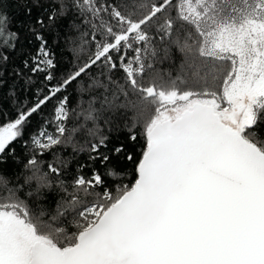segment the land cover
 <instances>
[{"label":"snow or ice","instance_id":"1","mask_svg":"<svg viewBox=\"0 0 264 264\" xmlns=\"http://www.w3.org/2000/svg\"><path fill=\"white\" fill-rule=\"evenodd\" d=\"M140 8L139 14L126 15L114 0L105 5L60 0L59 11L49 20L67 18L74 10L90 24L91 37L81 35L82 44L90 48L87 60L55 85L54 54L43 36L36 35L43 58L32 57L36 62L26 60L24 67L45 73L47 94L0 126V158L22 137L28 118L74 84L80 112L70 113L69 97L60 96L53 112L54 133L43 130L31 138L32 152L23 164L31 174L23 176V183L22 174L13 173L17 179L9 187L8 174L0 167V186L7 193H0V264H264V0H143ZM6 19L0 16V38ZM80 26L73 19L67 29ZM154 26L181 51L195 52L198 68H210L213 83L220 86L213 90L199 76L193 85L170 74L165 80L159 73V81L144 82V74L153 70L145 54L155 55L149 35ZM65 43H73L71 37L66 35ZM7 58L0 55V60ZM115 72L123 82L113 77ZM105 92L112 93L111 100ZM129 93L139 98L133 107L146 139L134 183L118 188L115 195L111 189L95 194L93 189L105 179L93 169L91 178L77 175L71 185L62 186L64 195L51 220L43 210L34 213L32 198L42 200L43 190L52 187L49 177L61 176L67 164L57 159L43 171L38 157L54 146L71 144L72 134L84 133L89 158L107 162L110 156L101 149L109 138L97 121L103 117L111 124L114 116L105 113L126 107L115 100ZM72 115L93 126L77 121L69 129L66 122ZM129 138L136 140L134 131ZM123 151V145L114 149L116 154ZM5 163L0 159V165ZM25 185L31 190L21 198ZM69 216L76 226L70 235L53 226Z\"/></svg>","mask_w":264,"mask_h":264},{"label":"trees","instance_id":"2","mask_svg":"<svg viewBox=\"0 0 264 264\" xmlns=\"http://www.w3.org/2000/svg\"><path fill=\"white\" fill-rule=\"evenodd\" d=\"M67 4L69 0H64ZM114 2L121 7V11L128 15L133 12L139 14L141 11L140 5L143 0H114ZM176 0H174V3ZM100 5L112 4L113 0H98ZM88 5L84 4V10L87 11ZM60 0H0V16H5L6 31L3 37L0 38V55H6V61L0 60V126L6 122L14 121L21 111H27L34 106L43 95L47 94L48 82L45 79V73L37 72L31 73L29 68L24 67V62L27 60L29 64H34L36 61L32 57H36L37 61L42 58L40 55L41 41L36 39L39 34L47 41L48 48L54 54L56 68L54 70L55 79L51 81L55 85L63 74L72 70L77 63H82L87 60L90 54L88 44H82L81 35L84 39L90 40L91 26L85 23L81 14L69 10L67 18H56L55 22L49 20L50 15H55L59 11ZM30 10V11H29ZM168 13L173 17L176 16L174 8H170ZM89 20L93 18L87 17ZM75 20V23L80 24L79 30L72 29L68 31L67 25L69 20ZM105 19H107L105 15ZM40 21L43 23L41 24ZM99 24V20L94 21ZM181 25L178 23L177 28ZM9 33L17 34L16 37L10 38ZM71 37L73 43L66 44L65 36ZM152 38L150 50L155 51V55H151V51L145 54L146 62L153 65V70H149L144 74V82H148L150 78H156L159 81L157 73L161 74L165 80L169 79V74L172 79L177 77L184 79L189 85H193L197 76L206 78L211 89L215 90L220 85L213 83L211 79L210 68H198L200 59L195 52L181 51L180 47L170 42L167 36L161 37L155 30V26L149 31ZM187 32L181 34V43H184V37ZM172 41L176 39L174 35ZM2 40H9L7 44ZM187 43L192 44V40ZM94 48V45H92ZM72 49H82L78 54L74 53ZM167 50V51H166ZM131 55V52L129 53ZM22 75H19L20 73ZM92 73H97V69L93 68ZM122 74L119 72L113 73L115 79L120 80ZM82 80H87L88 77H82ZM79 83V81L77 82ZM76 85L68 87L66 92L60 93V96H68V109L71 113L75 110L80 112V98L78 91H74ZM104 92V89H100ZM109 100L112 99L111 92H105ZM48 101L36 113L32 114L22 129V137L18 138L12 143L11 148L4 157L7 163L0 165L8 174V179L11 181L9 187H12L17 177L13 173H21L19 177L20 182L23 183V176L31 173L23 168L25 158L32 152L31 138L38 134V132L47 130L50 134L54 133L55 124L53 122L54 106H58L59 98ZM138 97L129 93L127 97L119 95L115 100L118 105H127L121 107L116 113L106 112L105 115H113L114 120L111 124H105L103 117L97 121L100 125L103 134L107 136V147L101 149V154H107L110 159L102 163L100 159L91 160L90 149L87 144V138L84 133L72 134L71 144H61L54 146L45 155L38 158L43 161L42 170L47 171L46 164L54 160L67 162L66 166L62 168L63 174L59 177L50 176L49 181L51 188L43 190L44 198L37 201L32 198L34 213L38 214L39 210H43L46 214V219L51 220L52 216L56 214L58 202L61 196L64 195V187L71 185L73 179L77 175H83L86 179L91 178L92 170L95 169L105 179V184L93 189V192L102 195L105 189H111L113 195L116 194L118 188L124 186L130 187L136 178V164L142 155V151L146 145V139L143 131V123L137 124L136 115L138 109L134 108V104H138ZM87 107V105H83ZM99 107V104L96 105ZM77 121L85 124L86 127H92L91 121H85L82 116L72 115L66 122L67 127L71 129L77 126ZM135 132L136 140L129 138L130 132ZM120 145L124 146V151L116 154L114 149ZM15 150V155L12 156V150ZM133 156L132 160L127 159V155ZM83 165V167H81ZM115 173V175H110ZM34 187V184H33ZM31 189L25 185L21 193L23 198L24 193ZM72 189L69 187L68 191ZM0 193L7 194L3 186H0ZM81 198H84L81 192ZM91 199V197H89ZM54 227L64 228L70 235L76 231V226L72 221V217H62L59 222L53 224ZM63 239V237H61Z\"/></svg>","mask_w":264,"mask_h":264},{"label":"rangeland","instance_id":"3","mask_svg":"<svg viewBox=\"0 0 264 264\" xmlns=\"http://www.w3.org/2000/svg\"><path fill=\"white\" fill-rule=\"evenodd\" d=\"M42 58H43V57H42ZM42 58H40V59H42ZM40 59H39V60H40Z\"/></svg>","mask_w":264,"mask_h":264}]
</instances>
